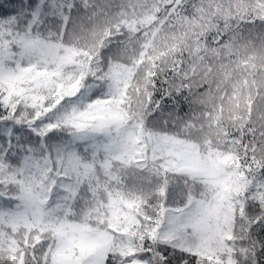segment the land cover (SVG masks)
Instances as JSON below:
<instances>
[{"label":"snow or ice","instance_id":"1","mask_svg":"<svg viewBox=\"0 0 264 264\" xmlns=\"http://www.w3.org/2000/svg\"><path fill=\"white\" fill-rule=\"evenodd\" d=\"M0 264H264V0H0Z\"/></svg>","mask_w":264,"mask_h":264}]
</instances>
